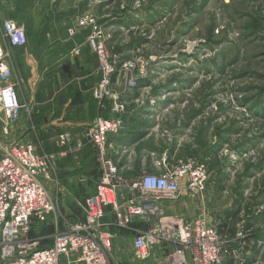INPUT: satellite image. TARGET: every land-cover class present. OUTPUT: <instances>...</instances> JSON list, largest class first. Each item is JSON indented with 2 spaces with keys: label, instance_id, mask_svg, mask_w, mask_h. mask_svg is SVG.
<instances>
[{
  "label": "rangeland",
  "instance_id": "rangeland-1",
  "mask_svg": "<svg viewBox=\"0 0 264 264\" xmlns=\"http://www.w3.org/2000/svg\"><path fill=\"white\" fill-rule=\"evenodd\" d=\"M85 14L100 27L107 52L117 57L107 89L124 104L122 128L109 137L116 151L125 148L117 156L121 171L134 176L161 155L203 162L208 170L203 192L183 193L165 203L166 209L185 217L206 213L224 240L226 264H264V0H65L57 17L68 34ZM14 15L10 19L27 29L23 11ZM78 29L88 34L91 26ZM85 42L93 53L96 88L98 59ZM14 79L24 95L29 90L37 100L35 80L25 84L17 74ZM20 101L29 102L21 96ZM105 104L102 115L108 116L112 102L106 98ZM33 113L24 118L33 120ZM42 133L33 131L30 142L53 153ZM91 152L86 148L63 158L54 183L43 181L56 216H81V203L98 176ZM83 177L88 186L81 185ZM241 229L244 238L237 236ZM256 237L263 244L253 258L248 254ZM122 238L120 232L112 241L115 262H152L137 260Z\"/></svg>",
  "mask_w": 264,
  "mask_h": 264
},
{
  "label": "built area",
  "instance_id": "built-area-1",
  "mask_svg": "<svg viewBox=\"0 0 264 264\" xmlns=\"http://www.w3.org/2000/svg\"><path fill=\"white\" fill-rule=\"evenodd\" d=\"M94 20L90 14L77 18L68 34L91 26L85 40L97 55L100 71L93 94L100 107L106 98L112 102L109 114L94 116L78 134L62 130L56 135L60 150L51 153L32 142L5 139L10 127L30 114L28 104L20 101L10 55L12 47L26 44L27 34L14 20L0 19V264H118L112 257V241L120 232L130 237L133 255L142 262L152 258L153 264H221L226 246L205 215L185 217L165 205L183 193L195 197L203 192L208 179L203 162L161 155L149 170L134 176L121 171L117 156L125 148L116 151L109 137L122 128L124 104L107 89L117 57L105 49L104 35ZM129 85H134L132 80ZM85 148L93 153L98 176L81 203L82 216L75 221L58 216L64 229L44 234L50 217L56 215L53 195L43 181L54 182L57 158ZM237 236L244 238L246 233L241 229Z\"/></svg>",
  "mask_w": 264,
  "mask_h": 264
},
{
  "label": "crops",
  "instance_id": "crops-1",
  "mask_svg": "<svg viewBox=\"0 0 264 264\" xmlns=\"http://www.w3.org/2000/svg\"><path fill=\"white\" fill-rule=\"evenodd\" d=\"M64 1L0 0V19H15L14 12L17 10L23 11L24 17L28 18V27L25 29L27 42L23 47L10 49L11 65L14 75L21 77V81L25 84H30L35 80L33 85L37 91V100L34 101L30 99L29 90H27V96L24 95L21 85L18 84L19 95L22 99L29 101L28 106L31 111H34V118L28 121L23 117L20 123L10 127V133L5 139L30 142L34 138L33 131L41 130L46 150L54 153L60 150L56 143L58 132L69 130L78 134L89 125L94 116L102 115L106 109V104L100 107L93 94L98 74L95 64L90 66L94 59L92 51L85 42L87 32L78 29L74 35L70 36L67 34L68 26L62 21L64 19L57 17ZM53 2H57L55 7L52 5ZM43 21L45 24L41 25ZM35 143L41 146L39 142ZM63 158H57L55 166ZM83 178H86V181L81 185L88 186L89 178ZM191 211L192 214H196V209L195 212ZM78 218L68 217L66 219L75 221ZM63 221L58 216H51L49 219L51 232L55 228L64 229ZM122 240L128 241L131 247L129 236H125ZM48 242L51 243V239H48ZM250 243L252 244L249 248L251 253L248 255L256 257L257 253L261 252L263 239L256 237ZM148 262L146 264H153V261Z\"/></svg>",
  "mask_w": 264,
  "mask_h": 264
},
{
  "label": "trees",
  "instance_id": "trees-1",
  "mask_svg": "<svg viewBox=\"0 0 264 264\" xmlns=\"http://www.w3.org/2000/svg\"><path fill=\"white\" fill-rule=\"evenodd\" d=\"M141 83V82H140ZM140 83L138 84V86L140 85ZM135 138V137H134ZM135 139H137V138H135ZM223 226L224 225H221L220 226V228H223ZM219 228V229H220ZM43 231H44V234H48V233H50L51 232V229H50V226L49 225H46V227H45V229H43ZM227 256V255H226ZM223 263L222 264H226L227 263V261H222ZM228 264H230V262L228 263Z\"/></svg>",
  "mask_w": 264,
  "mask_h": 264
}]
</instances>
